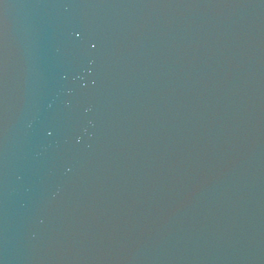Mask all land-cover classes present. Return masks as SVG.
Returning <instances> with one entry per match:
<instances>
[{"label":"water","instance_id":"obj_1","mask_svg":"<svg viewBox=\"0 0 264 264\" xmlns=\"http://www.w3.org/2000/svg\"><path fill=\"white\" fill-rule=\"evenodd\" d=\"M0 264H264V0H0Z\"/></svg>","mask_w":264,"mask_h":264}]
</instances>
